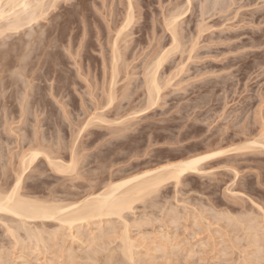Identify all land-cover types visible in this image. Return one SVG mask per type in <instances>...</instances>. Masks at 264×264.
<instances>
[{
	"label": "rangeland",
	"instance_id": "obj_1",
	"mask_svg": "<svg viewBox=\"0 0 264 264\" xmlns=\"http://www.w3.org/2000/svg\"><path fill=\"white\" fill-rule=\"evenodd\" d=\"M133 1L135 4L134 9H137L136 11L134 10V15L136 13V17H134L135 22L130 26L131 29L128 27L127 34L124 33L126 34V42H123L124 38L120 40L122 36L119 38V44H121L119 46L120 50L122 53H126L124 54L126 57L123 56L125 59H121L118 64L120 65L122 63L121 61L124 60L123 62L126 65L123 63L124 65L119 66L120 71L124 74L123 76L121 72L118 74V80H116L118 85L116 83V90L115 88L113 89L114 91L112 90V95L115 92L114 94H116L117 99L114 98L111 104L107 101L109 100L107 96L111 92L110 80L112 77V66L110 65L112 52L110 51L117 31H119L118 28L120 29L119 26L123 24L121 22L124 21L127 14L125 12L128 11L126 9L128 7V1L60 0V3L56 6L57 8H53L52 11L50 10L48 16L40 20L37 25L33 24L34 26H29V28L24 27L22 28L23 31H7L6 33L8 34L2 35L3 37L0 36L2 38H0V86L4 85L0 89H2L3 95H5L3 97L0 92V96L2 95L4 98H0V186L13 184L17 177V171L19 173L21 172L22 158L29 151H32L30 150L31 148H37L39 151L41 147L43 149L40 152H43V150L46 152L49 151L44 153L51 159L53 158L52 161L60 163L63 161L64 165L69 166L72 160H76L74 162L76 166L74 164L72 165L76 168L75 170L69 171V174L67 172L65 174L59 173L55 170L54 166H50L49 162L44 159L45 157L43 158L41 156L32 164L28 169L29 171L25 173L22 194H26V196L30 194L29 197L34 198L36 196L35 198L38 197V199L44 200L45 198L52 197L47 200L57 198L56 200L58 201L62 199L63 201H70L69 203H71L79 200V198H85L87 194L100 192L110 181L113 182L125 177L127 178L129 175H135V173L138 174L141 171L154 169L157 166L177 162L187 157L198 155L201 152L206 153L217 150V148H230L233 144H245L250 139H254V135L256 137L259 134L258 131H261V127L263 129L264 0H231L232 2L236 1L235 4L229 0H202L203 2L201 0H192V2L190 1V6L187 4L189 3L187 0ZM218 1H221V5H219ZM213 2L217 3L218 6ZM226 2L229 7H225L227 6L225 4ZM139 3L140 5H138ZM204 4L208 8V11H206V8L201 7ZM230 5L232 6L230 7ZM214 6H217L219 9H213ZM177 7L180 8V11L183 10L182 13L184 12L186 14L184 15L180 12L184 18L181 17V19H178L181 20L179 22L182 24H180V28L184 25L180 29L181 33L186 29L182 34L185 36L182 38V42L187 43V46L182 43L183 46L185 45V50L182 46L185 53L181 51L182 53H178L176 56L173 54V59L169 58V60L167 58L166 60L168 61L165 60V65L163 61L160 67L161 69L158 71V77L160 75L159 78L162 79V85H165V82L168 83L169 80L171 82L169 81L168 87H165L164 91L162 90L161 100L159 99L161 103L158 100L159 104H156L154 107L152 106L151 109L146 104L148 101L144 83V74L146 72L145 63L146 66L151 62L153 64V61L156 59V54L153 51L158 50L157 44L159 48L170 46V37L168 36L169 33H167V30H164L166 25L163 24V18L164 16L167 18L170 15L167 12L168 9V11L174 12L177 10ZM227 9H229L228 12L226 11ZM219 10H221V13L223 12L222 10L226 12L221 14L217 12ZM162 12L168 14L164 15ZM203 12L205 14L207 12V17ZM201 13L204 14V17H202L203 14ZM202 21L203 24H207L203 26L205 29L208 28L207 26L212 28L209 31L206 30L207 32H203L204 35H200L202 38L199 37L201 41L198 38L199 43L197 45V47L199 46V51L195 47V50L197 48V52L194 50L195 52L191 53L192 57L190 58L186 50L191 46L190 41L193 36L197 38L198 35H196V32H199L198 27H202L203 24L200 25ZM3 24L5 23L2 22ZM108 25H110L109 28ZM35 26L37 27L35 28ZM154 30L156 33H154ZM40 33L41 36L43 34L45 36L43 35L42 38L39 36ZM127 35L128 37H126ZM160 36L161 40L159 39ZM153 38L155 40L154 42ZM158 39L159 42L163 41L159 43ZM184 40L188 41L185 42ZM29 41H32L31 44ZM27 43L29 44L27 45ZM126 43L129 46L127 45L126 47ZM23 44L26 46L22 47ZM103 51L104 53L102 54ZM182 54L183 56H180ZM153 57H155L154 60H152ZM23 58L24 60H20ZM178 63L180 68L177 67ZM185 64L186 66H184ZM20 66H23L21 71ZM125 66H128L127 69L129 72ZM175 70L178 75L175 73ZM13 73L15 74L13 75ZM31 73L36 75L33 76ZM172 74H175L173 78ZM10 75H13L12 78ZM164 78L166 79L164 80ZM1 79L3 80L1 81ZM30 84L32 88H30ZM124 84L127 85L125 86ZM30 89L32 90L30 91ZM25 95L29 96L25 99ZM23 98L27 103L23 101ZM27 98L30 99L29 102ZM145 104L149 106V110ZM145 108L147 109V113L144 112L146 110ZM21 110L26 113H22ZM100 116L103 117L101 118ZM96 118L102 122H99ZM104 118L106 121H116L110 125V121L107 123ZM123 120L129 121L124 123ZM36 129L39 132L37 133L36 131L37 134L35 133ZM224 131L225 133L223 134ZM35 151L37 150L35 149ZM203 166V169L201 168V174H188L184 176L180 180L182 182L179 183L178 187L174 181L165 184L163 186L164 188L162 187L159 190L161 192L158 191L157 194L159 195L146 197L148 199L141 200L142 202H138L135 205L136 209L133 213H127L128 216L126 215V217H128L129 223L133 225V227L131 226L132 230L130 229L132 231H130L132 233L130 235L134 236L135 240L139 238L137 252L143 254L141 257L143 256L142 258L145 260L148 256L149 258L147 260H153V263H155L156 257L157 262H159L158 264H246L248 262V264H264V251H261L264 250V242H261V239H264V214L254 206V204L259 205L264 212V151L249 150L248 152L229 153L217 159L209 160ZM234 169L237 171L235 172ZM235 194L238 195L236 196ZM151 203H153L154 207L151 206ZM156 204L159 208L156 207ZM171 208L173 212L170 214L171 210L169 211V209ZM198 211L199 213H197ZM196 213L197 215H195ZM227 213L233 216H227ZM174 214L178 218L176 216L173 217ZM236 214H242L243 216L246 214V217L244 216L246 221L249 217H251L250 220H253V217L255 219L257 218L254 220L255 222L258 220L261 224L260 227L258 222L261 236H259V240L261 243L258 244L257 242L255 245H248L249 242L242 230V224L238 226L239 222L234 221L239 217ZM218 215L219 217L222 215L223 218L221 217V221ZM143 216L147 220L152 218L155 221L150 220V223H148L149 221L146 220V222ZM213 216L216 217L213 218ZM199 217H201L202 223ZM227 217L232 218V220ZM141 218L146 223L134 224V219L139 221ZM192 218H195L196 223ZM224 218H227L225 219L227 222L225 220L223 221ZM113 220H116L114 223L116 226L119 225V227H115L117 228L115 233V231L109 232L108 228L109 230L112 228L106 225L107 228L105 229L110 235L108 232L105 233L107 236L109 235L108 238L110 237V239L114 233L116 236H120L122 233L121 229L123 228L122 223H120L121 221L118 220V222L116 218ZM231 221H234L235 224ZM50 222H47L46 229L50 228L47 230L54 231L53 229L55 228L56 230L58 223ZM197 224L200 227L199 225L197 227ZM236 224L237 226H235ZM3 225V223H0V236L2 235L1 238L4 237L2 238L3 240L0 239L2 241H0V247L1 244L2 247H4L3 244H6V247L11 244L12 247L14 246V242L11 241L10 236L8 237V234L5 232L6 227ZM97 226L93 225L91 227L92 229L95 228L94 230L96 232H93L91 237L88 236L89 239L102 232V229L100 230ZM141 228L143 231L140 230ZM81 229L82 232L85 231L86 235L91 233L88 231V227H85L86 230L84 228ZM261 230H263V233L260 232ZM61 232L62 234L64 232L63 235L65 236L68 235L67 231L66 234L65 231ZM61 232L59 235L62 236ZM21 233L24 234L23 231ZM61 236H59V240L58 238L57 240L54 239L55 241L51 239L53 240L51 242H55V244L58 242L56 244L58 245L63 242L61 241L62 239L65 241L68 238L67 236L66 238L64 236L62 238ZM169 236L170 241L168 240ZM86 237H83V239ZM141 237L144 238V242H148V246L146 243L142 244L143 239ZM105 238H101L100 242L103 239V243L106 242L105 244H109L107 241L110 242V239ZM112 239L111 242H113ZM233 239H236L237 242L233 241ZM117 240L115 239L114 241L117 242ZM164 240H168L167 242L169 243ZM8 241L11 243H8ZM67 241L63 242L64 244H59L61 249L64 247L62 249L63 252L66 248H69L67 251L65 250L66 253L70 249L72 251L74 249V252L71 251L74 254L77 250L78 253L76 252V254L80 255H77L79 261L75 260L76 264H85V246L83 245L81 247L82 243L80 241L77 242V240H72L70 237ZM232 241L235 242L234 245L237 244V247L233 246ZM49 242L47 246L49 245L48 252H52H49L50 254H47L44 249L41 252L40 248H38V251L35 246L33 247L36 250L35 248L33 249L31 246L34 244H25L26 248L24 249H21V246L18 245L19 248L16 246L18 248L16 251L14 250L15 247H12L14 248L12 251L15 254H12L13 252L9 250V246L6 250L4 249L5 247L2 249L4 250L3 252H7L8 250L13 255L10 256L7 253L9 255L8 258L13 261L14 259H18L17 257L20 256V253L21 256L24 255L26 258L25 254L28 252L26 255H28L27 257L31 256V258H26V260L32 262L33 259L32 264H44L48 258L54 259L57 262L53 260V263L50 260L52 262L51 264H59L61 262V264H66L65 262H68L66 258L69 260L68 255L71 253L69 252L65 256L66 253L60 252L59 245V248H57L56 245ZM116 242L111 243V246L115 248L114 244ZM91 243L93 244V242ZM118 243L119 241L115 244L116 247L119 245ZM96 244L97 242L95 246ZM158 244L159 247L162 245L161 250L155 252L153 248L157 247L159 249L156 246ZM164 244L169 248H174H171L174 251L169 249L172 252L170 253L167 249L168 247L163 246ZM51 245L54 249H51ZM27 246H30L33 251L35 250V253ZM92 246L91 249L93 248ZM177 246H179V250ZM256 248L258 249L255 250ZM57 249L61 254L59 252L57 253ZM162 249H165V252ZM190 249L191 251L193 250L192 253L197 251L192 255L189 252ZM175 251L176 253H174ZM0 252L2 253V250ZM54 252L56 256L52 255ZM169 253L172 254L171 256L169 255L170 257L167 256ZM16 254L19 255L16 256ZM46 254L48 258L44 261ZM62 254H64L65 258ZM76 254L74 255L76 256ZM4 255L2 253L0 257ZM59 255H62L61 259L57 258ZM162 256L165 258H162ZM119 257L121 256L119 255ZM119 257L117 256L118 259L115 258L118 263H120L119 259L122 258ZM8 258L6 259L7 261H9ZM58 259L61 261H58ZM147 260L146 262H148ZM15 261L18 264H24L25 262L24 259V262H22V259ZM121 262L123 261L121 260ZM150 263L152 264V261ZM45 264H50V262H46ZM139 264H142V262L139 261Z\"/></svg>",
	"mask_w": 264,
	"mask_h": 264
},
{
	"label": "bare ground",
	"instance_id": "obj_2",
	"mask_svg": "<svg viewBox=\"0 0 264 264\" xmlns=\"http://www.w3.org/2000/svg\"><path fill=\"white\" fill-rule=\"evenodd\" d=\"M64 1V0H63ZM67 1V0H66ZM120 1V0H119ZM126 1H128V3H127V5H128V7L126 8L128 11H126L125 13H127L126 14V16H125V18H124V21H122L121 23H123L122 25H120L119 27H120V29L118 28V30L119 31H117V35H116V33H115V35H116V38H114L115 40H114V42H113V44H112V47H111V51L110 52H112L111 54H112V61H111V70H112V77H111V80H110V82H111V84H110V86H111V92L108 94V96H107V94H106V96H107V98L109 99V100H107V101H109V104H111L113 101H114V98L115 99H117L116 98V94H114L113 93V95H112V90L115 88V90H116V80H118V74H120V65H122L124 62V60L123 61H121L122 63H120V65L118 64L119 62H120V60L121 59H125L124 57H126V56H124V54H126V53H122L121 52V50H120V47L119 46H121V44H119L120 43V41H119V38L122 36V38H120V40L122 39L123 40V38H124V43L126 42V38H125V35L127 34L126 33V31H127V29L129 30V28H130V26L131 25H133L132 23L133 22H135V19H134V17H136L135 15H136V13H135V15H134V1L133 0H126ZM192 2V0H187V2H189V3H187V4H189V6H190V4H191V2ZM202 1V0H201ZM204 1V0H203ZM202 1V2H203ZM213 1H215V0H213ZM226 1V0H225ZM224 1V2H225ZM229 1H231V0H229ZM253 1V0H252ZM138 2V1H137ZM201 2V3H202ZM206 2H208V1H206ZM219 2V1H218ZM221 2V1H220ZM219 2V5H221V3ZM232 2V1H231ZM230 2V3H231ZM236 2V1H235ZM235 2H232V3H234L235 4ZM58 3H60V0H0V36H2V35H5V34H8V33H6L7 31H14V32H16V31H23V29L22 28H24V27H28L29 28V26L31 27V26H34L33 24H36L37 25V23H39V21L40 20H42V19H45L47 16H48V14H49V11L51 10L52 11V9L54 8H57L56 6H58L57 4ZM125 3V2H124ZM184 3V2H183ZM210 3V2H209ZM208 3V4H209ZM212 3V2H211ZM213 3H215V2H213ZM222 3H223V1H222ZM121 4H122V2H121ZM179 4V3H178ZM177 4V5H178ZM217 6H218V4L217 3H215ZM225 4H227V2L225 3ZM138 5H140V3L138 4ZM181 5V4H180ZM202 5V4H201ZM193 6V5H192ZM207 6V5H206ZM209 6V5H208ZM213 6V5H212ZM215 7L214 6V8L213 9H216V8H218V7ZM225 6V5H224ZM223 6V7H224ZM232 5H230V7H231ZM83 7V6H82ZM138 7V6H137ZM136 7V8H137ZM176 7V6H175ZM200 7V6H199ZM202 8H206L205 7V4H204V6H201ZM225 7H229L228 6V4H227V6H225ZM139 8V7H138ZM182 8V7H181ZM185 8V7H184ZM189 8V7H188ZM78 9H80V8H78ZM174 9V8H173ZM173 9H172V11H173ZM180 8L179 7H177V10H175L174 12H170V11H168L167 10V12L168 13H170V15H168V16H170V17H168L167 16V18L164 16V23L163 24H165L164 26H165V28H164V30H167V33H169V39H170V42H169V44H170V46L168 47V46H163V47H161V48H159L158 47V44H157V48H158V50L157 51H153V53L154 54H156L155 55V57H156V59H155V57H153V59L152 60H154L153 61V64H152V62L150 63V62H147V63H150L149 65H147L146 66V63H145V74H144V77H145V79H144V83H145V89H146V94H147V103L146 104H148L149 106H150V108L153 106H155L156 104H159L158 102L161 100V93L165 90L164 88L165 87H168V83H169V81L171 82V80H167L168 81V83L167 82H163L165 85H162L161 84V78H159L160 77V75H159V77H158V71L161 69L160 67H161V65L163 64V61H164V65H165V60L168 58H172V56H173V54L176 56L178 53H182L181 51H184L185 50V45L187 44V43H183L182 42V38H184L185 36L184 35H182L184 32H185V30H184V32L183 33H181V28L184 26H182L181 28H180V26L182 25L179 21H181V20H179L178 18H180L181 19V14H184V12L182 13V11H180L179 10ZM193 9V8H192ZM207 10L206 11H208V8H206ZM213 9H212V13H213ZM219 9V8H218ZM221 9H222V7H221ZM230 9V8H229ZM229 9H227L226 11L228 12L229 11ZM123 10V9H122ZM137 10V9H136ZM135 10V11H136ZM186 10V9H185ZM188 10H190V9H188ZM203 11H205L204 9H202ZM121 11V10H120ZM193 11V10H192ZM201 11V10H200ZM221 10H219V11H217L218 13L220 12ZM223 12H226V11H224V10H222ZM231 11V10H230ZM110 12H111V10H110ZM115 12V11H114ZM176 12V13H175ZM179 12V13H178ZM180 12H181V14H180ZM215 12V11H214ZM223 12L221 13V14H223ZM112 13V12H111ZM163 13V12H162ZM167 13V14H168ZM171 13H173V14H171ZM186 13V12H185ZM204 14H205V12H203ZM203 13H201V14H203ZM216 13V12H215ZM82 14V13H81ZM164 14V13H163ZM162 14V15H163ZM166 14V13H165ZM164 14V15H165ZM166 14V15H167ZM180 14V15H179ZM204 14H203V16L202 17H204ZM206 14H207V12H206ZM206 14H205V16H206ZM225 14V13H224ZM111 15V14H110ZM121 15V14H120ZM184 15H186V14H184ZM183 15V16H184ZM255 15V14H254ZM114 16V15H113ZM201 16V15H200ZM210 16H211V13H210ZM55 17V16H54ZM111 17V16H110ZM141 17H142V15H141ZM141 17H140V20H141ZM154 17V16H153ZM207 17V16H206ZM205 17V19H207ZM113 18V17H112ZM139 18V17H138ZM182 18H184V17H182ZM187 18V17H186ZM167 19V20H166ZM199 19H200V17H199ZM47 20V19H46ZM45 20V21H46ZM112 20V19H111ZM118 20V19H117ZM139 20V19H138ZM160 20V19H159ZM165 20H166V23H165ZM202 20V19H201ZM52 21V20H51ZM154 21V20H153ZM184 21V20H183ZM203 21H204V19H203ZM203 21H202V23H200V22H198V23H200V25H202L203 24ZM2 22L3 23H5V24H3L2 25ZM111 22V21H110ZM153 23V22H152ZM155 23V22H154ZM191 23V22H190ZM41 24V23H40ZM110 24V23H109ZM113 24V23H112ZM120 24V23H119ZM181 24V25H180ZM192 24V23H191ZM55 25H56V23H55ZM54 25V26H55ZM58 25V24H57ZM189 25V24H188ZM196 25V24H195ZM199 25V26H200ZM207 25V24H206ZM205 24H203L202 25V27H198V29H199V32H196V35H198L197 36V38L196 37H194L193 35V38H195L194 39V41H193V38L191 39V41H193V43H191V41H190V44H191V46L190 47H188V50H186V53H189V57L191 58L192 56V54L191 53H194L196 50H197V48H198V51H199V46L197 47V45H198V43H199V41H201L200 40V38H202L201 36L202 35H204L203 34V32H205L206 30L207 31H209V29H211L212 27H210L209 28V26H207L206 28L207 29H205L203 26H206ZM53 26V25H52ZM52 26H50V27H52ZM109 26L110 25H108V28H109ZM114 26V25H113ZM135 26V25H134ZM140 26V25H139ZM155 26V25H154ZM159 26V25H158ZM37 26H35V28H36ZM38 27H39V25H38ZM129 27V28H128ZM139 28V27H138ZM195 28H197L196 26H195ZM42 29V28H41ZM55 29V28H54ZM53 29V30H54ZM117 29V28H116ZM131 29V28H130ZM189 29V28H188ZM31 30V29H30ZM38 30V29H37ZM44 30V29H43ZM133 30V29H132ZM131 30V31H132ZM32 31H34V30H32ZM110 31H112V30H110ZM153 31V30H152ZM151 31V32H152ZM206 31V32H207ZM36 32V31H35ZM34 32V33H35ZM44 32V31H43ZM190 32V31H189ZM32 33V32H31ZM45 33V32H44ZM110 33V32H109ZM124 33H126V34H124ZM139 33V32H138ZM154 33H156L155 32V30H154ZM193 33V32H192ZM198 33V34H197ZM17 34V33H16ZM29 34V33H28ZM28 34H26V35H28ZM128 34H130V33H128ZM141 34V33H140ZM165 34V33H164ZM190 34V33H189ZM12 35H14V34H12ZM30 35H32V34H30ZM37 35V34H36ZM44 35V34H43ZM43 35L41 36V33H40V35L39 36H41L42 38H43ZM113 35V34H112ZM114 35V36H115ZM186 35H187V33H186ZM201 35V36H200ZM11 36V35H10ZM33 36V35H32ZM31 36V37H32ZM38 36V37H39ZM45 36V35H44ZM154 36H155V34H154ZM165 36V35H164ZM253 36V35H252ZM257 36V35H256ZM3 37V36H2ZM8 37V36H7ZM30 37V38H31ZM40 37V38H41ZM126 37H128V35L126 36ZM163 37V36H162ZM200 37V38H199ZM1 38V37H0ZM34 38H35V36H34ZM33 38V39H34ZM45 38V37H44ZM157 38V37H156ZM164 38V37H163ZM198 38H199V41H198ZM2 39V38H1ZM7 39V38H6ZM9 39V38H8ZM11 39V38H10ZM32 39V40H33ZM160 40H161V36H160V38H159ZM159 39H158V42H159ZM186 39V38H185ZM18 40V39H17ZM110 40H112V39H110ZM231 40V39H230ZM2 41V40H1ZM39 41H40V39H39ZM155 40H154V38H153V42H154ZM157 41V40H156ZM163 41V40H162ZM162 41H160V42H162ZM185 42L186 41H188V40H184ZM13 42H15V41H13ZM30 42V41H29ZM32 42V41H31ZM31 42H30V44H31ZM109 42V41H108ZM132 42V41H131ZM131 42H130V44H131ZM157 42V43H158ZM159 42V43H160ZM255 42V41H254ZM257 42V41H256ZM3 43H4V41H3ZM12 43V42H11ZM122 43V42H121ZM156 43V42H155ZM185 44L184 46H183V44ZM7 44V43H6ZM10 44V43H9ZM12 44H14V43H12ZM11 44V45H12ZM25 44V43H24ZM23 44V46L22 47H24V46H26V45H24ZM29 43H27V45H28ZM34 44V43H33ZM40 44V43H39ZM38 44V46H40ZM189 44V45H190ZM253 44V43H252ZM258 44V43H257ZM3 45V44H2ZM21 45V44H20ZM123 45V44H122ZM127 43H126V47H127ZM160 45V44H159ZM3 46H5V45H3ZM9 46V45H8ZM30 46V45H29ZM33 46H35V45H33ZM111 46V45H110ZM129 46V45H128ZM182 46L184 47V50H183V48H182ZM187 46V45H186ZM235 46V45H234ZM242 46V45H241ZM1 47V46H0ZM168 47V48H167ZM195 47H197L196 48V50H195ZM236 47V46H235ZM257 47V46H256ZM5 48V47H4ZM7 48V47H6ZM14 48H15V46H14ZM122 48H123V46H122ZM121 48V49H122ZM129 48V47H128ZM187 48V47H186ZM12 49V48H11ZM17 49V48H16ZM20 49V48H19ZM125 49V48H124ZM127 49V48H126ZM4 50V49H3ZM129 50V49H128ZM153 50V49H152ZM195 50V51H194ZM5 51H6V49H5ZM21 51V50H20ZM125 51V50H124ZM123 51V52H124ZM3 52V51H2ZM157 52V53H156ZM197 52V51H196ZM4 53V52H3ZM17 53V52H16ZM104 53V51L102 52V54ZM152 53V54H153ZM176 53V54H175ZM184 53H185V51H184ZM12 54V53H11ZM13 54H14V51H13ZM50 54V53H49ZM107 54V53H106ZM2 55V54H1ZM109 55V54H108ZM170 55H171V57H170ZM187 55V54H186ZM6 56V55H5ZM13 56V55H12ZM49 56V55H48ZM124 56V57H123ZM152 56V55H151ZM174 56V57H175ZM180 56H183V54L182 55H180ZM4 57V56H3ZM2 57V58H3ZM7 57V56H6ZM5 57V58H6ZM26 57V56H25ZM187 57H188V55H187ZM189 57H188V59H189ZM134 58H135V55H134ZM183 58V57H182ZM18 59V58H17ZM104 59H105V57H104ZM173 59V58H172ZM2 61H3V59H1ZM6 60H7V58H6ZM20 60H24V58L23 59H20ZM101 60H102V58H101ZM110 60V59H109ZM170 60V59H169ZM190 60V59H189ZM188 60V61H189ZM192 60V59H191ZM16 61H18V60H16ZM106 61V60H105ZM105 61H103V62H105ZM126 61V60H125ZM166 61H168V60H166ZM20 62H22V61H20ZM102 62V63H103ZM182 62H184V61H182ZM18 63V62H17ZM127 63V62H126ZM180 63V62H179ZM179 63H178V66H177V64H176V66L177 67H179L180 68V65H179ZM19 64H21V63H19ZM105 64H106V62H105ZM125 64V63H124ZM123 64V65H124ZM128 64V63H127ZM152 64V65H151ZM2 65V64H1ZM22 65V64H21ZM30 65V64H29ZM47 65V64H46ZM126 65V64H125ZM129 65H131V64H129ZM18 66V65H17ZM25 66V65H24ZM103 66H105V65H103ZM108 66V65H107ZM120 66V67H119ZM144 66V65H143ZM182 66H183V63H182ZM181 66V67H182ZM184 66H186V64L184 65ZM21 68H20V71H21V69H22V67L23 66H20ZM106 67V66H105ZM108 67H110V66H108ZM124 67V66H123ZM126 67V69H127V67L128 66H125ZM130 67V66H129ZM107 68V67H106ZM183 68V67H182ZM185 68V67H184ZM26 69H27V66H26ZM34 69V68H33ZM32 69V70H33ZM126 69H124V70H126ZM130 69V68H129ZM144 69V68H143ZM109 70V69H108ZM110 70V71H111ZM121 70H122V68H121ZM177 71H178V69H176ZM175 70V71H176ZM181 70V69H180ZM11 71V70H10ZM35 71V70H34ZM110 71H108V72H110ZM123 71V70H122ZM127 71H128V69H127ZM174 71V72H175ZM177 71L175 72L176 74H177ZM183 71V70H182ZM181 71V72H182ZM2 72V71H1ZM22 72H23V70H22ZM106 72H107V70H106ZM126 72V71H125ZM129 72V71H128ZM24 73V72H23ZM23 73H21V74H23ZM28 73V72H27ZM122 73V76H123V72H121ZM179 73V72H178ZM15 73H13V75H14ZM32 74V73H31ZM108 74V73H107ZM12 75V76H13ZM33 75V74H32ZM34 75H36V74H34ZM33 75V76H34ZM127 75V74H126ZM171 75V74H170ZM178 75V74H177ZM11 76V75H10ZM12 76H11V78H12ZM45 76V75H44ZM47 76V75H46ZM125 76V75H124ZM131 76H132V73H131ZM131 76H129V77H131ZM173 76H175V74L173 75L172 74V78H173ZM5 77V76H4ZM126 77V76H125ZM3 78V77H2ZM10 78V77H9ZM10 78V79H11ZM119 78H120V76H119ZM128 78V77H127ZM126 78V79H127ZM132 78V77H131ZM130 78V79H131ZM166 78H168V77H166ZM166 78H164V80L166 79ZM171 78V77H170ZM171 78V79H172ZM44 79V78H43ZM169 79V78H168ZM3 79H1V81H2ZM122 80L124 81V79L122 78ZM17 81V80H16ZM129 81V80H128ZM131 81V80H130ZM4 82V81H3ZM3 82H2V84H3ZM6 82V81H5ZM121 82V81H120ZM131 84H132V81H131ZM141 84V83H140ZM8 85V84H7ZM11 85V84H10ZM117 85H118V83H117ZM125 85V84H124ZM127 85V84H126ZM125 85V86H126ZM129 85H130V83H129ZM2 87L4 86V85H1ZM0 86V87H1ZM30 86H31V84H30ZM90 86V85H89ZM107 86V85H106ZM142 86H143V84H142ZM141 86V87H142ZM91 87V86H90ZM128 87V86H127ZM144 87V86H143ZM142 87V88H143ZM30 88H32V86L30 87ZM125 88V87H124ZM53 89V88H52ZM27 90V89H26ZM32 89H30V91H31ZM58 90V89H57ZM163 90V91H162ZM4 91H5V89H4ZM29 91V92H30ZM34 91V90H33ZM114 91V90H113ZM127 91V90H126ZM125 91V92H126ZM0 92L2 93V89H0ZM39 92V91H38ZM107 92V91H106ZM26 93H27V91H26ZM117 93V92H116ZM4 93H2V95H3ZM29 95H30V93H28ZM32 94V93H31ZM2 95L0 96V98L2 97ZM28 95V96H29ZM33 95V94H32ZM31 95V96H32ZM5 95H3V97H4ZM27 95H25L24 96V98L26 99V97H28ZM124 96V95H123ZM146 96V95H145ZM2 97V98H3ZM36 97V96H35ZM34 97V98H35ZM24 98H23V101L25 102V103H27L25 100H24ZM30 98H32V97H30ZM4 99V98H3ZM28 99V98H27ZM160 99V100H159ZM29 100L30 99H28V102H29ZM159 100V101H158ZM1 101V100H0ZM34 101V100H33ZM160 103H161V101H160ZM108 104V103H107ZM146 104H145V106H146ZM25 105V104H24ZM31 106H33V105H31ZM149 106H146L147 107V109L149 110ZM24 107V106H23ZM30 107V106H29ZM20 108H21V106H20ZM97 108H98V106H97ZM142 108H144V107H142ZM24 109V108H23ZM25 109H26V107H25ZM32 109V108H31ZM30 109V110H31ZM146 109V108H145ZM147 109L144 111V112H146L147 111ZM152 109V108H151ZM27 110H29V108H27ZM26 110V111H27ZM138 110H139V108H138ZM142 110H144V109H142ZM1 111H2V109H1ZM3 111H4V109H3ZM22 111V110H21ZM141 111V110H140ZM26 113L25 111H22V113ZM135 112V111H134ZM143 112V111H142ZM30 113V112H29ZM136 113H138V112H136ZM147 113V112H146ZM4 114V113H3ZM28 114V113H27ZM131 115H132V113H130ZM134 114V113H133ZM102 115V114H101ZM136 115V114H135ZM23 116V115H22ZM25 116V115H24ZM94 116V115H93ZM97 116V115H96ZM103 116L105 117V115L103 114ZM103 116H100L101 118L103 117ZM130 116V115H129ZM28 117H29V115H28ZM95 117V116H94ZM135 117V116H134ZM93 118V117H92ZM98 118H99V116H98ZM98 118H96V120L98 119ZM261 118V117H260ZM95 119V118H94ZM93 119V120H94ZM105 119V118H104ZM119 119V118H118ZM117 119V120H118ZM92 120V119H91ZM102 120V119H101ZM263 120V119H262ZM261 120V121H262ZM98 121L99 122H102V121H100V119H98ZM105 121H106V119H105ZM110 121V120H109ZM108 120L106 121L107 123L109 122ZM114 121H116V120H114ZM114 121H110L109 122V124L111 125V123L112 122H114ZM124 121V120H123ZM126 121H129V120H126ZM126 121H124V123L126 122ZM91 122V121H90ZM262 122H264V120L262 121ZM115 123V122H114ZM113 123V124H114ZM121 123V122H120ZM119 123V124H120ZM123 123V122H122ZM91 124V123H90ZM261 124V123H260ZM87 125V124H86ZM89 125V124H88ZM262 125V124H261ZM263 126H264V124H263ZM85 127H87V126H85ZM245 128V127H244ZM13 131V130H12ZM11 131V132H12ZM36 131H37V129L35 130V133H36ZM250 132H251V130H249ZM1 133V132H0ZM37 133H39L38 131H37ZM36 133V134H37ZM225 133V131L223 132V134ZM244 133V132H243ZM243 133H241V134H243ZM259 133V134H258ZM258 135H256V137H255V135L253 136L252 134V136H253V138L254 139H250V141H248L247 143L245 142V144L243 143L242 145H235V144H233V145H235V146H233V145H231V147L230 148H224V149H218L217 148V150H213V151H210V152H206V153H198V152H196V153H198V155H194V156H190V157H187V158H185V159H183V160H180V161H175V162H171V163H168V164H164V165H161V166H157V168H154V169H148V170H146V171H141V173H138V174H136L135 173V175H129V177H125V178H123V179H120V180H117V181H110V183H108L107 184V186L106 187H104V189L102 190H100V192H98V193H93V194H87V196L85 197V198H83V199H80L79 198V200H77V201H73V202H71V203H69L70 201H63L62 199V201L60 200V201H58V200H56V199H52V200H47V199H49V198H52V197H49V198H45V200L44 199H38V197L37 198H35L36 196H34V198L33 197H29V195L30 194H28V196H26V194H22L23 192H21L22 190H23V182H24V175H25V173L27 172V171H29L28 169L32 166V164H34V162H36V160L38 159V158H40L41 156L44 158V159H46L48 162H49V164H50V166H54V168H55V170H57L59 173L61 172V173H64L65 174V172H69V171H72V170H75V164L76 163H74L75 161L74 160H72V163L71 164H69V166L67 165L66 166V164L64 165V162L63 161H61V163L60 162H55V161H52V159L46 154L47 152H49V151H44L43 150V152H40L41 151V149H43V148H41L40 147V150L38 151V149L37 148H31L30 150H32V151H29V153H25L26 155L22 158V166H21V172L19 173V171H17V177H16V179H15V182L13 183V184H7L6 186L4 185V186H0V223L2 224H4L3 226L4 227H6V230H5V228H4V230H5V232L8 234V237L10 236V239H11V241H13L14 242V246H12V247H15V249L14 248H12L11 247V244H9L7 247L8 248H10L9 250H11V252H13L12 251V249H14L15 251H16V249H18L19 248V246H21L20 248L22 249H24V248H26V245L25 244H27V245H29V244H34V245H32L31 247L34 249L35 247L37 248V250H38V248H40L41 249V252H42V249H44V251L46 250V252H47V254L49 253V252H51V251H49L48 252V246H47V243H48V241H53L54 239L55 240H57V238H58V240H59V236H61V235H59L60 234V232L61 231H65V234L67 233L68 235H66L68 238H66V236L65 235H63L64 234V232H63V234H62V232H61V234H62V238H63V236L66 238V240L65 241H67V239H69V237L70 238H72V240H77V242L78 241H80L81 243H82V245H81V247L84 245L85 246V253L86 254H84L85 256H86V263L85 264H112V262H114V264L115 263H118V261L116 262V259H118L117 258V256L119 257V255L122 257H119V258H121V259H119V262L120 263H118V264H139V261L140 262H142V264H148V262H149V264H151L150 263V261H152V264H155L156 262H157V258L155 257V263H153V260H150L149 259V261L147 260L149 257L147 256V261L148 262H146V260L144 259V258H142L141 257V255H143V254H141V253H138L137 251H138V247H139V245H138V239L137 240H135L134 239V236H131L130 234H132L131 232V228L133 227V225L131 224V223H129V221H128V217H126V215L128 216V214L127 213H133V211H135V205L138 203V202H142L141 200H145V199H148V198H146V197H149V196H154V195H159V194H157L158 193V191L159 190H161V188L165 185V184H167V183H172L173 181L174 182H176V185H177V187H178V185H179V183L180 182H182V181H180V180H182V178L184 177V176H186V175H188V174H201V170L203 169V164L204 163H206L207 161H209V160H213V159H217L218 157H221V156H224V155H228L229 153H235V152H244V151H249V150H253V151H264V127H263V129H262V127H261V131L259 132L258 131ZM250 134V133H249ZM256 134V133H255ZM230 136V135H229ZM236 136V135H235ZM247 137H248V135H247ZM250 137V136H249ZM248 139V138H247ZM39 146H41V145H39ZM35 149L37 150V151H35ZM1 150V149H0ZM34 150V151H33ZM1 152V151H0ZM28 152V151H27ZM44 152H46V153H44ZM73 152H75L74 150H73ZM72 152V153H73ZM193 153V152H192ZM2 154V153H1ZM195 154V153H194ZM50 155V154H49ZM75 155V154H74ZM74 155H73V157H74ZM72 157V158H73ZM76 157V156H75ZM21 164V163H20ZM75 165V166H72V165ZM202 168V169H201ZM233 169V168H232ZM54 170V169H53ZM234 171H235V169H234ZM237 171V170H236ZM235 171V172H236ZM75 172V171H74ZM73 173V172H72ZM238 173V172H237ZM236 173V174H237ZM14 174H15V172H14ZM69 174V173H68ZM236 174H235V176H236ZM239 174V173H238ZM238 174H237V176H238ZM236 176V177H237ZM1 179H3V178H1ZM4 180H6V179H4ZM1 181H3V180H1ZM7 181V180H6ZM5 182V181H4ZM8 182V181H7ZM25 183V182H24ZM2 185V184H1ZM175 185V186H176ZM166 187V186H165ZM25 188V187H24ZM164 188V187H163ZM26 192V191H25ZM159 192H161V191H159ZM27 193V192H26ZM236 196L238 195V194H235ZM32 196V195H31ZM54 197V196H53ZM154 198V197H153ZM152 198V199H153ZM156 198V197H155ZM157 198H158V196H157ZM155 202H156V200H154ZM154 201H152V202H154ZM67 202V203H66ZM154 202V203H155ZM160 204V203H159ZM151 206H153L154 207V205H153V203H151ZM254 206H256L257 208H258V210H261L262 211V213L264 214V212H263V210H262V208L259 206V205H257V204H254ZM156 207L157 208H159V206H157V204H156ZM171 210V212H170V214L173 212L172 210V208L171 209H169V211ZM176 210V209H175ZM168 211V212H169ZM200 211V210H199ZM199 211L197 212V213H199ZM176 212V211H175ZM179 212V211H178ZM201 212V211H200ZM219 212V211H218ZM221 212V211H220ZM197 213L195 214V215H197ZM216 213H217V211H216ZM215 213V214H216ZM135 214V213H134ZM168 214V213H167ZM220 214V213H219ZM222 214H223V212H222ZM228 214V213H227ZM226 214V215H227ZM194 215V216H195ZM200 215V214H199ZM202 215H204V214H202ZM217 215V214H216ZM231 215V214H230ZM229 214L227 215V216H230ZM237 215V214H236ZM242 214H239V215H237V217H238V219L236 218L234 221L235 222H239V224H238V226H241V224H242V230L244 231V233H245V236H247V239H248V245L250 244V245H255L257 242H258V244L259 243H261L262 241L264 242V239L262 238L261 239V242H260V240H259V236H260V233H259V226L261 227V224H260V222L257 220L256 222H255V220L257 219H255L254 217H253V220L251 219L250 220V218L251 217H249V219L246 221V219H245V217H246V214L243 216L244 217V219H245V221H244V219H242L243 217L241 216ZM145 216V215H144ZM144 216H143V218H144ZM147 216V215H146ZM174 216H176L175 214L173 215V217ZM233 216V215H232ZM232 216H230V217H232ZM235 216V215H234ZM150 217H151V215H150ZM177 218H178V216H176ZM190 217H191V215H190ZM202 217H204V216H202ZM214 217H216V216H213V218ZM218 217H219V215H218ZM222 217V215L219 217V218H221ZM241 217V219H239ZM248 217V216H247ZM114 218H116L117 219V221L119 220V221H121L120 223H122V226H123V228L121 229L122 231V233H121V235L120 236H116V229L117 228H115V227H119V225L118 226H116L115 225V223H114V221H116V220H113ZM140 218V217H139ZM148 218V217H147ZM172 218V217H171ZM170 218V219H171ZM200 218V222L202 223V221H201V217H199ZM198 218V219H199ZM206 218V217H205ZM218 218V219H219ZM223 218V217H222ZM222 218L220 219V221L222 220ZM228 218V217H227ZM227 218H224L223 219V221L225 220V219H227ZM233 218H235V217H233ZM145 219V221L147 220L146 219V217L144 218ZM144 219H140L139 221L136 219H134V224H143V223H146L147 221H149L148 223H150V220H152V218L151 219H149V220H147L146 222H144ZM192 219H194L193 221L195 222V218H192ZM204 219V218H203ZM217 219V218H216ZM228 219H230V218H228ZM255 219V220H254ZM158 220V219H157ZM172 220H174V219H172ZM178 220V219H177ZM204 220H206V219H204ZM211 220H212V217H211ZM230 220H232V218L230 219ZM50 221H53V222H57L58 224L56 225V230H55V228L53 229V228H51V229H53L54 231H50V230H47V229H50V228H47L46 229V227H47V222H50ZM118 221V222H119ZM133 221V220H132ZM152 221H155V220H152ZM175 221V220H174ZM197 221H199V220H197ZM214 221V220H213ZM216 221V220H215ZM217 221H219V220H217ZM226 222H227V220H225ZM234 221H231L232 223H234ZM131 222V221H130ZM175 222H177V221H175ZM229 222V221H228ZM230 222V223H231ZM258 222H259V224H258ZM39 223V224H38ZM42 223V224H41ZM51 223V222H50ZM117 223V222H116ZM196 223V222H195ZM198 223V222H197ZM213 223V222H212ZM218 223V222H217ZM34 224V226H32ZM173 224H174V222H173ZM194 224V223H193ZM235 224V223H234ZM93 225H98L97 227H99L100 228V230L102 229V232L98 235H95V236H92L93 238H90L89 239V237H91V234L93 233V232H96V230H94V229H92L91 227L93 226ZM104 225H105V227H104ZM106 225H108V226H111V228L112 229H110L109 230V228H108V231L110 232H113V231H115V233H114V235H115V237H114V235L112 236V238H114V239H112V241L113 242H116V241H114L115 239L117 240V238H118V240H117V242L119 241V245H117V247H116V243L114 244V246H115V248L114 247H112L111 245V243H113V242H111V239H110V237L108 238V236L110 235V233L105 229V228H107V226ZM114 225V226H113ZM149 225V224H148ZM198 225L199 224H197L196 226L198 227ZM209 225V224H208ZM212 225V224H211ZM232 225V224H231ZM259 225V226H258ZM46 226V227H45ZM113 226V227H112ZM122 226H120V227H122ZM132 226V227H131ZM227 226L229 227V225L227 224ZM233 226V225H232ZM231 226V227H232ZM235 226H237V224L235 225ZM234 226V227H235ZM48 227H49V225H48ZM85 227L87 228L88 227V231L89 232H91L90 234H88V235H86V233H85V231L84 232H82L81 230V228H84L85 229ZM139 227H140V225H139ZM142 227V226H141ZM199 227H200V225H199ZM135 228V227H134ZM138 228V227H137ZM144 228V227H143ZM238 228H241V227H238ZM83 229V230H84ZM104 229V230H103ZM131 229V230H130ZM236 229V228H235ZM61 230V231H60ZM86 230V229H85ZM106 230V231H105ZM120 229L118 228V231H119ZM140 230H142V228L140 229ZM240 230V229H239ZM239 230H237V231H239ZM23 231V233L24 234H22L21 232ZM60 231V232H59ZM67 231V232H66ZM87 231V232H88ZM97 231H99L98 229H97ZM131 231V232H130ZM143 231V230H142ZM142 231H139V232H142ZM246 231V232H245ZM263 230H261L260 232H262ZM4 232V234L6 235V233ZM108 232L109 233V235L107 236L106 235V233ZM120 232V231H119ZM139 232H138V234H139ZM264 232V231H263ZM262 232V233H263ZM21 233V234H20ZM118 233V232H117ZM166 233V232H165ZM168 233V232H167ZM230 233V232H229ZM232 233V232H231ZM246 233H247V235H246ZM142 234V233H141ZM144 234V233H143ZM148 234V233H147ZM161 234V233H160ZM45 235H46V237H48V238H50V239H48V238H46L45 237ZM48 235V236H47ZM112 235V234H111ZM162 235H163V233H162ZM166 235H168V234H166ZM170 235V234H169ZM2 236V235H1ZM1 236H0V239H2V238H4V237H2L1 238ZM85 237V236H87L86 238H84V239H86V241H84V239H83V237ZM89 236V237H88ZM139 236V235H138ZM137 236V237H138ZM141 236V235H140ZM147 236V235H146ZM146 236H144L146 239H147V237ZM148 236H149V234H148ZM156 236V235H155ZM158 236V235H157ZM7 237V236H6ZM7 237V238H8ZM104 237H106L108 240L110 239V242L109 241H107V243H109V244H105L106 242H104L103 243V239H104ZM137 237H135V238H137ZM159 237V236H158ZM171 237H172V235H171ZM261 237V236H260ZM61 238V239H62ZM101 238H103L102 239V242H100L101 241ZM105 238V239H106ZM142 239H143V243L142 244H144V243H146V242H144V238L143 237H141ZM140 238V239H141ZM166 238H167V236H166ZM174 238V237H173ZM232 238V237H231ZM236 238V237H235ZM51 239H53V240H51ZM83 239V240H82ZM87 239H88V241H87ZM92 239V241H90ZM148 239H149V237H148ZM150 239H152L151 237H150ZM159 239V238H158ZM161 239L163 240V238L161 237ZM165 239V238H164ZM170 239V236H169V238H168V240ZM246 239V238H245ZM245 239H244V241H245ZM3 240V239H2ZM54 240V241H55ZM166 240V239H165ZM164 240V241H165ZM167 240V241H168ZM172 240V239H171ZM239 240V239H238ZM1 241V240H0ZM61 241H63V242H65L63 239L61 240ZM60 241V242H61ZM95 241V242H94ZM106 241V240H105ZM141 241V240H140ZM160 241V240H159ZM158 241V242H159ZM167 241H165V242H167ZM170 241V240H169ZM233 241H235V242H237L236 241V239L234 240L233 239ZM232 241V242H233ZM247 241V240H246ZM2 242V241H1ZM12 242V243H13ZM49 242V243H50ZM63 242H61V243H63ZM68 242V241H67ZM73 242H75V241H73ZM76 242V243H77ZM80 242H79V244H80ZM91 242H93V244L91 243ZM97 242V244H96V246H95V243ZM100 242V243H99ZM161 242V241H160ZM163 242V241H162ZM235 242H233V246H236V245H234V243ZM8 243H11V242H9L8 241ZM7 243V244H8ZM52 244H54V245H56L55 244V242L53 243V242H51ZM61 243H59L60 245H61ZM70 243V245H71V242H69ZM101 243H103V244H101ZM141 243V242H140ZM148 243V242H147ZM146 243V244H147ZM167 243H169V242H167ZM166 243V244H167ZM174 243V242H173ZM58 244V245H59ZM64 244V243H63ZM66 244V243H65ZM157 244V243H156ZM160 244V243H159ZM159 244L158 245H156V246H158L159 247ZM163 244V243H162ZM6 245V244H5ZM4 244H3V246L5 247H2V244H1V247H0V249L2 250V253H3V257H0V264H18L15 260H18V259H22V262H24L23 261V259L25 260V262H24V264H32V262H33V259H32V262L30 261H28V260H26V258L28 259V258H31V256L30 257H27L28 255H26L25 254V256H26V258L24 257V255L23 256H21V253H20V256L19 257H17L18 259H14V261L13 260H11L10 258H8V256L9 255H7V253L8 254H10V256L12 255V254H15L14 252L11 254V253H9L8 252V250H7V252L5 253V252H3L4 250L2 249V248H4L5 250H6V246H5ZM19 245V246H18ZM58 245H56L57 246V248H59L58 247ZM59 245V246H60ZM92 245H94V246H92ZM149 244H147V246H148ZM175 245H177L176 243H175ZM264 245V244H263ZM263 245H262V247H263ZM16 246L18 247V248H16ZM23 246V247H22ZM25 246V247H24ZM33 246H35V247H33ZM52 246V245H51ZM63 246V245H62ZM71 246H73V244L71 245ZM91 246L93 247L92 249H91ZM111 246V247H110ZM140 246L142 247V245L140 244ZM145 246V245H144ZM162 246V245H161ZM161 246L159 247V249L157 248V247H155V248H153V249H155V252L156 251H158V250H161L160 248H161ZM163 246H165V247H168L167 245H163ZM169 246H172V245H169ZM192 246H194V245H192ZM191 246V247H192ZM261 246V245H260ZM28 248L30 247V246H27ZM31 247H30V249H31ZM55 247V246H54ZM94 247H96L95 249H94ZM153 247V246H152ZM165 247H163V248H165ZM175 247V246H174ZM237 247V246H236ZM252 247V246H251ZM256 247H257V245H256ZM261 247V248H262ZM36 248H35V250H36ZM49 248H51V247H49ZM64 248V247H63ZM62 248V249H63ZM76 248H78V247H76ZM144 248V247H143ZM147 248V250H149L148 249V247H146ZM145 248V249H146ZM150 248V247H149ZM157 248V249H156ZM172 248V247H171ZM171 248H167L168 249V251L170 252V250L169 249H171ZM177 248H178V250H179V246H177ZM190 248V247H189ZM255 248V247H254ZM51 249H54L53 248V246H52V248ZM61 249V246H60V248H59V250H60V252H62V253H66L65 252V250L67 251L69 248H66V249H64V252H63V250ZM79 249H80V246H79ZM84 249V248H83ZM166 249V248H165ZM165 249L163 250L162 249V251H164L165 252ZM172 249H174V248H172ZM171 249V251H174V250H172ZM184 249V248H183ZM258 248H256L255 250H257ZM259 249H260V247H259ZM0 250V251H1ZM27 250V249H26ZM32 250V249H31ZM35 250L33 251V253H35ZM59 250L57 249V253L59 252ZM62 250V251H61ZM76 250V249H75ZM82 250V249H81ZM140 250V249H139ZM151 250V249H150ZM176 250V249H175ZM182 250V249H181ZM18 251V250H17ZM29 251V250H28ZM39 251V250H38ZM43 251V252H44ZM71 249L67 252L68 254H69V252L71 253ZM79 251V250H78ZM145 251V250H144ZM167 251V250H166ZM193 251V250H192ZM192 251H191V249L189 250V252H191V254L193 255V254H195L194 252H196V251H194L193 253H192ZM261 251H264V250H261ZM19 252H20V249H19ZM18 252V253H19ZM23 252V251H22ZM37 252V251H36ZM56 252V251H55ZM53 253L52 255H55L56 256V253ZM59 252V253H60ZM72 252H74V249H73V251ZM76 252H77V250H76ZM76 252L74 253V254H76ZM83 252H84V250H83ZM83 252H82V254H83ZM149 252H152V251H149ZM164 252H162V253H164ZM185 252H186V250H185ZM258 252V251H257ZM1 253V252H0ZM2 253L0 254L1 256H2ZM17 253V252H16ZM24 253V252H23ZM32 253V254H33ZM38 253V252H37ZM52 253V252H51ZM65 254V256H67L68 254ZM78 253V252H77ZM80 253V252H79ZM154 253V252H153ZM158 253V252H157ZM170 253H172V252H170ZM168 254L167 256H171L172 254ZM174 253H176V251L174 252ZM254 253V252H253ZM39 254V253H38ZM47 254L45 255V259H44V261L46 260V258H48V257H46L47 256ZM50 254V253H49ZM61 254V253H60ZM64 254H62L63 255V257H64ZM74 254H69L68 255V258H69V260L66 258V260L68 261V262H65L66 264H68V263H70V264H76V262H75V260L77 261L78 260V258L79 257H77V255L79 256L80 254H76V256L74 255ZM146 254V253H145ZM187 254V253H186ZM190 254V253H189ZM190 254V255H191ZM198 254V253H197ZM255 254H256V252H255ZM258 254H260V253H258ZM262 254V253H261ZM19 255V254H18ZM17 254H16V256H18ZM62 255H59V256H57V258H62L61 256ZM164 255V254H163ZM190 255H188L189 256V258H191L190 257ZM251 255V254H250ZM13 256V255H12ZM42 256V255H41ZM84 256V257H85ZM169 256V257H170ZM249 256V255H248ZM6 257V258H5ZM44 257V256H43ZM76 257H77V259H76ZM83 257V256H82ZM145 258H146V256H144ZM158 257V256H157ZM160 257V256H159ZM164 256H162V258H163ZM168 257V258H169ZM8 258V260L9 261H7L6 259ZM12 259H13V257H11ZM52 258H54V257H52ZM56 258V259H57ZM65 258V257H64ZM116 258V259H115ZM154 258V257H153ZM165 258V257H164ZM261 258V257H260ZM264 258V257H263ZM43 259V258H42ZM83 259H85V258H83ZM251 259V258H250ZM262 259V258H261ZM10 260H11V262H10ZM38 260V259H37ZM49 260V261H48ZM50 260H52V259H47V261H45V263L46 262H50V264L52 263ZM54 260V259H53ZM52 260V261H53ZM66 260H64V261H66ZM80 260H81V258H80ZM115 260V261H114ZM121 260L123 261V262H121ZM246 260V259H245ZM39 261V260H38ZM55 261V260H54ZM54 261H53V263H54ZM58 261H61V260H59L58 259ZM79 261V260H78ZM82 261V260H81ZM247 261H248V259H247ZM246 261V262H247ZM252 261V260H251ZM251 261H250V263H251ZM56 262V261H55ZM253 262H254V259H253ZM44 263V264H45ZM57 263V262H56ZM62 263V262H61ZM61 263H59V264H61ZM79 263V262H78ZM82 263V262H81ZM84 263V262H83ZM159 262H157L156 264H158ZM249 263V262H248ZM248 263H246V264H248ZM80 264V263H79ZM243 264V263H242ZM245 264V263H244Z\"/></svg>",
	"mask_w": 264,
	"mask_h": 264
}]
</instances>
